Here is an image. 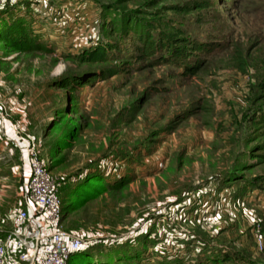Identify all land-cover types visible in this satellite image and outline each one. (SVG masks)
Wrapping results in <instances>:
<instances>
[{
  "label": "rangeland",
  "instance_id": "rangeland-1",
  "mask_svg": "<svg viewBox=\"0 0 264 264\" xmlns=\"http://www.w3.org/2000/svg\"><path fill=\"white\" fill-rule=\"evenodd\" d=\"M7 30L0 233L34 147L68 264H264V0H0Z\"/></svg>",
  "mask_w": 264,
  "mask_h": 264
},
{
  "label": "built area",
  "instance_id": "built-area-1",
  "mask_svg": "<svg viewBox=\"0 0 264 264\" xmlns=\"http://www.w3.org/2000/svg\"><path fill=\"white\" fill-rule=\"evenodd\" d=\"M24 158L20 201L10 230L0 233V264H68L83 237L63 225L59 183L47 163L34 147Z\"/></svg>",
  "mask_w": 264,
  "mask_h": 264
},
{
  "label": "trees",
  "instance_id": "trees-1",
  "mask_svg": "<svg viewBox=\"0 0 264 264\" xmlns=\"http://www.w3.org/2000/svg\"><path fill=\"white\" fill-rule=\"evenodd\" d=\"M200 6H202V5H199V7ZM0 36H1V38L7 43V44H10V45H15L20 39L18 38V37H15V34L13 33V32H11L10 30H7V31H1L0 32ZM150 38V37H149ZM162 38H164L163 40H162V42H159V43H157L156 41H154V42H150L149 40L147 41V43L149 44L148 46L145 44V49L147 50L148 48H150V47H154V46H156V44H158L157 45V47H159V48H161V49H166V50H168V51H172L173 52V57H180V58H183L184 57V59L183 60H186L185 59V55H182V53H183V51H182V48L181 49H177V48H175L174 47V44H173V36L172 35H163L162 36ZM155 44V45H154ZM154 45V46H153ZM151 48V49H152ZM197 52H199V51H201V50H203L204 49V46H202V45H198V46H196L195 48H194ZM193 53V52H192ZM99 56H101V54L99 53ZM164 59H166V58H164ZM167 59H169V57L167 58ZM187 66V65H186ZM187 68V67H186ZM188 68H190V66L188 67ZM187 68V69H188ZM186 69V70H187ZM187 71H190V69L189 70H187ZM77 206H79V204L77 205ZM66 212H68V210L66 209L65 210V208H63L62 207V213H63V216H65V214H67ZM81 252V250L80 251H78V252H76V253H74V254H77V253H79L80 255L82 254V253H80ZM74 254H72V256L74 255ZM71 256V257H72ZM70 257V258H71ZM70 260V259H69ZM105 260L108 262L109 261V263L110 264H117L118 262L117 261H115V259H106V258H97V257H94V259H93V261L94 262H100L101 264H104V262H105ZM94 262H92V264H95ZM69 263V262H68Z\"/></svg>",
  "mask_w": 264,
  "mask_h": 264
}]
</instances>
